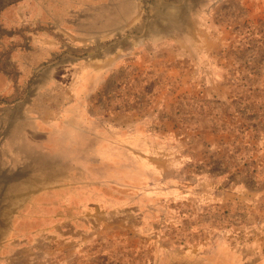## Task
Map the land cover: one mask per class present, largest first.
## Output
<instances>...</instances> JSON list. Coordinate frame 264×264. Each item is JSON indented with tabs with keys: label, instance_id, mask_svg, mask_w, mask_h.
I'll return each instance as SVG.
<instances>
[{
	"label": "rangeland",
	"instance_id": "obj_1",
	"mask_svg": "<svg viewBox=\"0 0 264 264\" xmlns=\"http://www.w3.org/2000/svg\"><path fill=\"white\" fill-rule=\"evenodd\" d=\"M56 1L63 0H0V233L10 227L6 219L12 213H42L36 204L39 186L27 192L34 204H20L26 201L17 184L23 175L13 172L22 165V157L8 159L6 153L17 146L29 151L36 156L31 167L36 170L33 166L38 165L44 143L37 140L33 117H25L22 107L39 112L73 101L79 82H91L81 71L90 60L104 57V50L108 54L123 49L129 62L135 56L128 40L119 45V36L94 41L55 30L48 25L51 19L45 8L54 9ZM219 7L221 14H214L213 21L224 27L208 32L222 37V44L212 47L219 57L217 76L209 74L221 82L220 98L188 97L186 111L180 105L175 113L150 110L154 90L176 81L165 76L164 66L148 64V75H142V67L134 63L113 67L114 76L95 95V104L105 114L121 109L141 118V131L159 130L160 148L186 147L189 192L175 200L138 198L132 203L135 198L128 192L131 197L120 204L114 198L105 206L46 207L48 215L90 216L92 222L74 228L92 230L94 236L79 237V244L94 241L95 246L106 247L111 264L148 260L264 264V0H228ZM152 72L158 76L149 79ZM29 123L30 141L12 140ZM54 144L57 150H50L47 157L56 156L63 169L78 158L85 161L80 157L85 156L87 142ZM56 176L48 173L47 181ZM72 177L60 174L56 179ZM132 177L127 173L128 179ZM30 178L32 186L39 184L38 173Z\"/></svg>",
	"mask_w": 264,
	"mask_h": 264
},
{
	"label": "crops",
	"instance_id": "obj_2",
	"mask_svg": "<svg viewBox=\"0 0 264 264\" xmlns=\"http://www.w3.org/2000/svg\"><path fill=\"white\" fill-rule=\"evenodd\" d=\"M226 1L63 0L56 1L54 9L45 8V14L51 19L48 25L51 24L55 30L94 41L119 36V45L124 39L128 40L134 47L135 56L129 62L127 51L123 49H119L118 54L111 51L106 54L107 50H104V57L94 58L92 63L90 60L81 71L84 78L90 77L91 82L86 84L85 79L79 82L73 101L62 104V107L47 106L39 112L22 107L25 117H33L32 130L40 136L37 140L44 143V147L40 148L38 165L33 166L36 170H31L36 156L32 157L29 151L17 146L6 153L8 159L14 157L20 160L18 157H22V165L13 172L23 175L17 184L21 185L24 191L21 198L26 201L20 204H34L31 193L27 192L39 186L36 204L42 208V213H12L6 219L11 224L0 233V264H111L107 255L110 251L106 247L95 246L94 241L87 242V246L79 244V237L93 235L94 232L74 227L82 222H92L90 216L48 215L47 205L105 206L109 204L108 200L114 198L120 204L121 200L131 197L128 192L135 198L130 200L132 203L138 198L175 200L189 192L184 177L189 163L186 147L177 149L167 144L160 148L159 130L150 128L141 131V118L121 109L105 114L95 104V95L100 94L106 82L114 76L117 70L113 67L118 66L119 69L134 63L142 67L139 71L142 75H148V64L164 66L165 76L176 81L175 85L154 90L150 110H172L175 113L180 105L186 111L188 97L220 98L223 91L221 82L209 78V74L217 76L219 57L217 52H212V47H219L222 37L208 30L224 27L213 18L214 14H221L219 5ZM60 2L64 6L59 7ZM144 47H149V52ZM150 76L149 79H152L158 75L152 72ZM211 79L213 82L210 84ZM184 116L186 120V112ZM29 125L27 129L19 130L12 140L30 141ZM59 141L87 142L82 151L85 156L80 157L85 161L78 158L70 168L60 167L56 156L47 157L50 150H57L58 145L54 142ZM75 148L82 147L76 145ZM31 173L39 174L38 185L32 186ZM48 173L58 176L72 174L74 177L59 181L56 176L55 181H47ZM127 173L135 177L128 179ZM11 184L14 187V183ZM98 255H101V261H95ZM127 264L224 263L148 260Z\"/></svg>",
	"mask_w": 264,
	"mask_h": 264
}]
</instances>
